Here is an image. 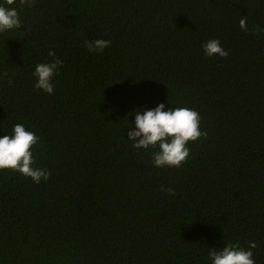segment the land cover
I'll return each instance as SVG.
<instances>
[{"label":"trees","instance_id":"obj_1","mask_svg":"<svg viewBox=\"0 0 264 264\" xmlns=\"http://www.w3.org/2000/svg\"><path fill=\"white\" fill-rule=\"evenodd\" d=\"M0 6L22 22L0 33V137L23 124L50 171L38 184L0 171V264H211L213 248L251 242L264 264V31H251L264 0ZM96 39L111 45L89 52ZM212 39L226 58L205 54ZM54 59L48 94L33 73ZM161 103L197 111L207 133L179 168L128 140L135 111Z\"/></svg>","mask_w":264,"mask_h":264},{"label":"clouds","instance_id":"obj_2","mask_svg":"<svg viewBox=\"0 0 264 264\" xmlns=\"http://www.w3.org/2000/svg\"><path fill=\"white\" fill-rule=\"evenodd\" d=\"M6 3L11 6L15 0H6ZM35 3L36 0H20V4L27 7L35 6ZM21 27L22 22L16 8L0 6V33ZM240 28L246 33L249 31L246 18L240 20ZM251 31L252 34H257L264 29L257 26ZM84 43L89 52H103L111 45L110 40L104 39L86 40ZM202 47L208 57L218 55L226 58L229 55L216 39L209 40ZM48 55L56 57V53L51 50ZM61 66L60 59H54L52 63L37 64L33 73L36 77L34 87L53 94L52 77ZM127 135L134 149H158L153 153L152 160L156 167L175 168L181 167L187 161L190 155L187 145L190 142H195L201 137L207 138V133L200 130V114L197 111L187 107H170L165 110L163 103L151 110H136L135 129H130ZM38 141L39 137L34 132L26 130L23 124L14 125L11 135L0 137V171L19 172L37 184L41 179H49L50 171L33 167L35 159L32 149ZM161 191H166L170 196L175 195V189L171 187L161 186ZM256 247L255 242L249 244V250H245L239 244H228L222 250L217 251L214 250L215 248L210 250L209 258L211 264H255L253 252L250 249Z\"/></svg>","mask_w":264,"mask_h":264}]
</instances>
